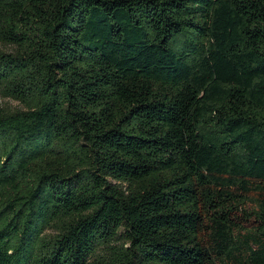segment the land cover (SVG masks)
<instances>
[{
  "label": "trees",
  "instance_id": "obj_1",
  "mask_svg": "<svg viewBox=\"0 0 264 264\" xmlns=\"http://www.w3.org/2000/svg\"><path fill=\"white\" fill-rule=\"evenodd\" d=\"M0 264H264V0H0Z\"/></svg>",
  "mask_w": 264,
  "mask_h": 264
},
{
  "label": "rangeland",
  "instance_id": "obj_2",
  "mask_svg": "<svg viewBox=\"0 0 264 264\" xmlns=\"http://www.w3.org/2000/svg\"><path fill=\"white\" fill-rule=\"evenodd\" d=\"M0 48H2L0 46ZM19 107L17 102H13L8 99H3L0 97V109H11V108H17Z\"/></svg>",
  "mask_w": 264,
  "mask_h": 264
}]
</instances>
